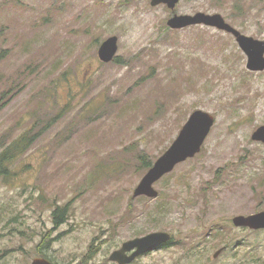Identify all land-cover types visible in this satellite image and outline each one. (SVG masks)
Wrapping results in <instances>:
<instances>
[{
	"label": "rangeland",
	"instance_id": "1",
	"mask_svg": "<svg viewBox=\"0 0 264 264\" xmlns=\"http://www.w3.org/2000/svg\"><path fill=\"white\" fill-rule=\"evenodd\" d=\"M197 12L264 40V0H0V148L37 136L0 177V264H96L155 231L170 245L132 264H264V229L231 220L264 210V142L252 139L264 70L230 33L167 25ZM198 109L214 117L200 151L155 182L157 197H133L143 161ZM55 205L67 207L59 226Z\"/></svg>",
	"mask_w": 264,
	"mask_h": 264
},
{
	"label": "water",
	"instance_id": "2",
	"mask_svg": "<svg viewBox=\"0 0 264 264\" xmlns=\"http://www.w3.org/2000/svg\"><path fill=\"white\" fill-rule=\"evenodd\" d=\"M178 1L179 0H150V5L156 6L159 4H166L168 8L173 9ZM167 25L172 29H181L191 25H205L230 33L234 36L239 48L247 56V68L252 71L264 70V40H259L240 33V31L228 24L218 13L207 14L197 12L195 14H173L168 18ZM116 51L117 38L115 36H110L101 42L97 54L101 61L108 62L114 58ZM213 124L214 117L210 113L199 109L193 111L172 143L156 160H154L149 169L141 177L133 190V197H157L158 191L154 188L155 182L172 171L178 163L198 153ZM252 139L264 142V125L258 127L253 132ZM231 220L236 227H244L251 230L264 229V210L249 215H236L232 217ZM171 238L168 232L155 231L140 237L128 239L122 243L120 248L110 253L108 260L118 264H128L137 256L166 244ZM130 251H132V253L127 255ZM220 251L221 249L217 250L214 257ZM30 264L53 263L45 258L37 257L34 258Z\"/></svg>",
	"mask_w": 264,
	"mask_h": 264
},
{
	"label": "trees",
	"instance_id": "3",
	"mask_svg": "<svg viewBox=\"0 0 264 264\" xmlns=\"http://www.w3.org/2000/svg\"><path fill=\"white\" fill-rule=\"evenodd\" d=\"M36 138L37 136L31 133H27V132L20 133L11 142L0 148L1 178L4 179L9 178V176L12 173V165L18 160L19 157L26 154V151L31 148ZM143 164L146 169L152 165L149 159L144 160ZM51 215L54 225L59 226L65 221L67 215V207L55 205V208L52 210Z\"/></svg>",
	"mask_w": 264,
	"mask_h": 264
},
{
	"label": "flooded vegetation",
	"instance_id": "4",
	"mask_svg": "<svg viewBox=\"0 0 264 264\" xmlns=\"http://www.w3.org/2000/svg\"><path fill=\"white\" fill-rule=\"evenodd\" d=\"M122 245V244H121ZM164 245H170V243L169 244H164ZM164 245H162V246H164ZM161 246V247H162ZM121 247V246H120ZM119 247V248H120ZM158 248H156L155 250H157ZM161 249V248H160ZM155 250H152V251H148V252H146V253H144V254H141V255H139V256H137L136 258H134V260H132V262H130V263H128V264H132V263H134V262H136V261H138L141 257H143V256H145V255H148V254H150L151 252H153V251H155ZM133 251V250H132ZM132 251H130V252H128L127 253V255H130L131 253H132ZM49 261V260H48ZM51 262V261H50ZM109 263V264H118V263H116V262H110L108 259H107V261H104V260H102L101 262H98V263ZM82 263V262H81ZM81 263H79V264H81ZM54 264V263H53ZM97 264V263H96Z\"/></svg>",
	"mask_w": 264,
	"mask_h": 264
}]
</instances>
